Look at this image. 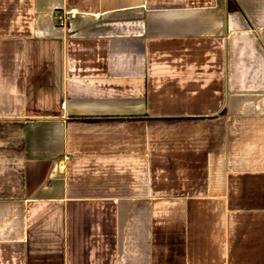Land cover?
Returning a JSON list of instances; mask_svg holds the SVG:
<instances>
[{"label": "crops", "instance_id": "0c3cea01", "mask_svg": "<svg viewBox=\"0 0 264 264\" xmlns=\"http://www.w3.org/2000/svg\"><path fill=\"white\" fill-rule=\"evenodd\" d=\"M231 1L0 0V264H264V0Z\"/></svg>", "mask_w": 264, "mask_h": 264}, {"label": "built area", "instance_id": "2783aa9c", "mask_svg": "<svg viewBox=\"0 0 264 264\" xmlns=\"http://www.w3.org/2000/svg\"><path fill=\"white\" fill-rule=\"evenodd\" d=\"M77 9L75 7H70L61 11L57 14V19L59 24H64L69 18L73 17Z\"/></svg>", "mask_w": 264, "mask_h": 264}, {"label": "trees", "instance_id": "16d2710c", "mask_svg": "<svg viewBox=\"0 0 264 264\" xmlns=\"http://www.w3.org/2000/svg\"><path fill=\"white\" fill-rule=\"evenodd\" d=\"M228 5H229L230 8L235 7V5L232 4L231 0H228Z\"/></svg>", "mask_w": 264, "mask_h": 264}]
</instances>
